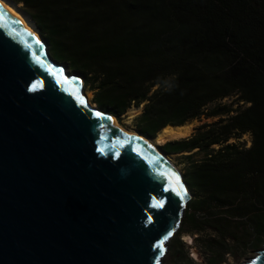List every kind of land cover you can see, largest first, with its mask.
I'll use <instances>...</instances> for the list:
<instances>
[{
  "label": "trees",
  "instance_id": "1",
  "mask_svg": "<svg viewBox=\"0 0 264 264\" xmlns=\"http://www.w3.org/2000/svg\"><path fill=\"white\" fill-rule=\"evenodd\" d=\"M12 1L96 107L119 120L142 106L143 137L217 119L159 146L188 162L180 229L218 235L215 263L232 252L228 240L264 238V0ZM243 135L248 148L228 143Z\"/></svg>",
  "mask_w": 264,
  "mask_h": 264
},
{
  "label": "water",
  "instance_id": "2",
  "mask_svg": "<svg viewBox=\"0 0 264 264\" xmlns=\"http://www.w3.org/2000/svg\"><path fill=\"white\" fill-rule=\"evenodd\" d=\"M41 42L0 11V264H163L183 177L107 128Z\"/></svg>",
  "mask_w": 264,
  "mask_h": 264
},
{
  "label": "rangeland",
  "instance_id": "3",
  "mask_svg": "<svg viewBox=\"0 0 264 264\" xmlns=\"http://www.w3.org/2000/svg\"><path fill=\"white\" fill-rule=\"evenodd\" d=\"M16 6L19 9L20 6L18 5ZM61 65L64 66L65 72L68 74L69 72H68L66 65L62 63ZM82 90H83V93L86 95L89 103L92 106H95L92 102V97H93L92 94L89 91L85 90L84 86ZM233 101H234V98H228V99L221 101V103L231 105ZM236 107L243 108L244 106H242L241 104H237L233 107V109H235ZM141 112H142V106L139 108L133 107L129 109V111H127V113L124 116H122L119 120L116 119V121L118 125L121 128H123L124 132L137 133L135 130L134 120L137 116L141 114ZM214 121H217V119L215 120L203 119L201 122L193 121L191 123L185 124L189 127L188 128L189 133L187 134L185 138L189 137L192 133H194L195 129L199 127L200 125L204 123H212ZM154 140L155 139H152L151 141H154ZM171 140H174V139L169 138L167 141H171ZM176 140H179V139H176ZM228 143H231V144L237 143L240 146L244 145V148H248L247 147L248 143L251 144V137L250 135H243L239 141L231 139ZM157 148L159 149V146ZM213 148L217 149L218 147L215 146ZM162 156L165 158H168L172 166L176 169V172L181 177H183L184 173L186 172L188 162L183 157H181V155L166 156L162 154ZM189 199H191L190 193H189ZM185 212H184V216H185ZM184 216H183V219H184ZM183 219H182L181 225L183 223ZM184 228L185 227H183L182 229L179 228L177 233L167 243V251L163 258V264H242L246 262L247 260L254 258V256L256 255V252L259 251L263 247V244H264V238H262V240L257 245L252 244V242L249 241L245 247L237 245L236 243H233L228 240L227 243L232 252L230 254L224 255L221 262L215 263L216 259H218V254H216L215 252H211L208 246V243L212 241L213 238L218 239V235H215V233L209 228L203 230L201 233L192 232L191 230V234L186 232V230H183ZM180 231L182 232L180 233ZM185 237L188 240L184 241L183 239Z\"/></svg>",
  "mask_w": 264,
  "mask_h": 264
},
{
  "label": "bare ground",
  "instance_id": "4",
  "mask_svg": "<svg viewBox=\"0 0 264 264\" xmlns=\"http://www.w3.org/2000/svg\"><path fill=\"white\" fill-rule=\"evenodd\" d=\"M0 11L6 15L15 25L21 29L25 34H27L31 39H33L36 43L42 45V42L39 38L37 29L35 28L34 23L29 19V17L23 13L22 11L17 8V6L10 0H0ZM21 11V12H20ZM72 81H74L80 89H83V82L81 79L72 77ZM88 100V99H87ZM106 126L107 128H116L123 132L124 134L133 137L134 139L138 140L140 143L145 145L149 148L154 155L166 166L176 172V169L172 166L171 162L168 158L162 156L161 152L158 151V146L163 145L167 142L169 138L171 139H183L189 133V127L187 125L180 126V127H171L168 126L161 130L154 141H151L140 134L137 133H126L124 132L123 128H121L116 119L113 116L106 115ZM177 173V172H176ZM189 198V196H188ZM184 241L188 240L186 237L183 239Z\"/></svg>",
  "mask_w": 264,
  "mask_h": 264
},
{
  "label": "built area",
  "instance_id": "5",
  "mask_svg": "<svg viewBox=\"0 0 264 264\" xmlns=\"http://www.w3.org/2000/svg\"><path fill=\"white\" fill-rule=\"evenodd\" d=\"M250 146V143H248V145H247V147H249ZM192 242V241H191Z\"/></svg>",
  "mask_w": 264,
  "mask_h": 264
}]
</instances>
